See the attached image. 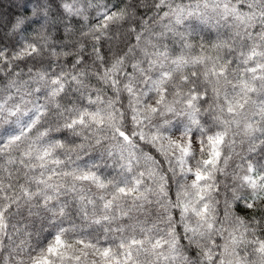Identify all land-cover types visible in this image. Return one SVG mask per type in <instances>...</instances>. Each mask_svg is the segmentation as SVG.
Returning a JSON list of instances; mask_svg holds the SVG:
<instances>
[{
	"label": "snow or ice",
	"instance_id": "obj_1",
	"mask_svg": "<svg viewBox=\"0 0 264 264\" xmlns=\"http://www.w3.org/2000/svg\"><path fill=\"white\" fill-rule=\"evenodd\" d=\"M121 4L63 0L84 21L95 9L83 33L95 72L84 56L71 71L0 73V264H264V163L249 157L232 174L248 190L233 197L247 216L232 203L218 214L213 198L226 145L259 134L264 151V0ZM145 7L153 14L140 19ZM116 24L131 25L135 43L108 61L98 45ZM36 53L33 44L7 55ZM69 93L77 102L64 103Z\"/></svg>",
	"mask_w": 264,
	"mask_h": 264
},
{
	"label": "clouds",
	"instance_id": "obj_2",
	"mask_svg": "<svg viewBox=\"0 0 264 264\" xmlns=\"http://www.w3.org/2000/svg\"><path fill=\"white\" fill-rule=\"evenodd\" d=\"M132 2L133 0H129V3ZM62 3L63 0H0V8H5V13L0 14V40L6 46L3 60L9 62L8 68H4L3 62L0 61V73L7 76V73L12 71L13 79L17 78L18 75L29 79V72L41 68L51 72L60 66H64L66 71H71L66 63L69 57H79L83 61L84 56L89 55L83 33L88 32L90 27H87L86 31L77 27L78 22H74L72 18L80 16H69L65 13ZM86 14L89 17V10ZM81 18L83 19V17ZM83 22L84 25L88 24V21L83 20ZM87 39L92 41L91 37ZM33 44L37 46V53L32 60L37 61V64L27 67L26 71L25 68L19 67L18 62L20 61L7 55L14 52L13 46L15 49H19L24 45L31 47ZM42 45L46 46L41 47ZM49 60L55 63V68H49L47 63ZM88 66L91 72H95V68ZM69 101L77 102V95L74 96L69 93L64 103L68 104ZM69 106L71 105L69 104ZM207 111L208 106L205 105L201 115L204 116ZM177 119L176 116L172 117L174 121ZM215 130L214 128L213 131ZM232 139L233 137L229 136V140ZM234 139L233 147L229 148L226 145V151L231 159L225 174L218 176L215 181L217 187L213 191V198L216 201L218 214L223 213L226 203H232L229 210L235 216L244 217L249 214V210L241 207L237 211L233 197H246L248 190L241 185L238 179H233L232 174L234 171L238 175L242 174L241 161L247 163L249 157L253 162L264 163V151L259 147V134L255 140H250L242 135L236 136ZM253 145L256 146L253 147ZM233 164L234 166H232ZM240 203L243 204V201ZM257 209L264 211V203L257 202Z\"/></svg>",
	"mask_w": 264,
	"mask_h": 264
},
{
	"label": "trees",
	"instance_id": "obj_3",
	"mask_svg": "<svg viewBox=\"0 0 264 264\" xmlns=\"http://www.w3.org/2000/svg\"><path fill=\"white\" fill-rule=\"evenodd\" d=\"M105 2H109V0H105ZM123 2L129 3V0H123ZM153 0H147V4H152ZM110 4L112 6H123L121 4V0H110ZM3 9V8H1ZM139 12V18L140 19H147L148 17L152 16V11L145 7V8H140L138 9ZM5 10L0 11V14H4ZM74 22H78L77 23V27L81 28V30L86 31L87 27H90L92 23H94L97 19L96 15H95V9H89V20H88V24L84 25L83 19L81 17H73L72 18ZM131 25L129 24H116V25H112L109 35L113 37V39L110 41L108 39H103L101 41V44L98 45L99 47H101V55L105 56V58L108 61H111L113 54H122L123 51H126L127 48L125 47L126 44L129 43H135L134 40V36L129 39L126 35V30L128 27H130ZM199 28L202 29L201 31V35H204L206 39L208 40H214L216 38V30L213 29L210 26H199ZM222 34L227 35V29L226 28H221L219 30ZM196 40H199V36L196 37ZM85 42L87 45V52L89 53V55H85V59L88 65L91 66V68H97L99 65V61L95 60V56L94 54H92V44L94 43L93 41L88 40L87 38H85ZM169 43H171V41H169ZM15 47V46H13ZM173 47L175 48L176 46L173 45ZM178 51V48L176 49ZM198 51V49H197ZM76 57H69L66 61L67 63V67L69 69H71L72 64L74 63ZM47 63L51 66V68H55L56 65L53 61L49 60L47 61ZM37 64V61L32 60V59H26L25 61H20L18 62L19 67H23L25 68V71L27 70V67L31 66V65H35ZM18 70V69H17ZM58 70V69H56ZM90 70V69H89ZM100 71H103V69H99ZM92 85L96 86V87H105L104 85H102V83L100 81H98V79L95 76H91L90 77V81H89ZM109 94H111V90L108 89ZM72 95H77L76 93H72ZM60 135V134H57ZM66 135V133L64 134ZM145 151H151L152 154L154 156L157 157V159H162L159 157V154L155 152L154 149H151L150 146H145L144 147ZM234 166V164L232 165ZM164 167L166 168L167 166L164 165ZM106 172H110V169H106ZM168 175L170 176L171 174L168 173ZM95 190V189H93ZM174 192H175V188L173 187V197H174ZM240 208H237V211H239ZM243 215V213H241ZM25 217H27V213L25 212ZM143 218V217H141ZM149 219V223L152 222V220L155 219V209H153V215L151 217L148 218ZM79 222V221H78ZM40 226V222L37 221L36 222V227L35 228H30L31 231L35 232ZM33 241H35V235L33 236Z\"/></svg>",
	"mask_w": 264,
	"mask_h": 264
},
{
	"label": "rangeland",
	"instance_id": "obj_4",
	"mask_svg": "<svg viewBox=\"0 0 264 264\" xmlns=\"http://www.w3.org/2000/svg\"><path fill=\"white\" fill-rule=\"evenodd\" d=\"M3 10H5V8H3V9L0 8V11H3Z\"/></svg>",
	"mask_w": 264,
	"mask_h": 264
}]
</instances>
